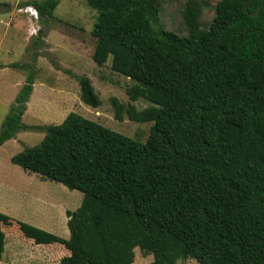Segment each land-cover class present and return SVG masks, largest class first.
<instances>
[{"label":"trees","instance_id":"16d2710c","mask_svg":"<svg viewBox=\"0 0 264 264\" xmlns=\"http://www.w3.org/2000/svg\"><path fill=\"white\" fill-rule=\"evenodd\" d=\"M98 10L93 60L136 81L129 101L112 96L117 120L154 121L146 142L70 112L60 124L29 126L22 118L38 57L59 0H27L38 11L22 85L0 129V146L23 129L42 141L12 156L24 170L82 192L67 210L70 238L20 224L37 241L71 249L60 264H264V0H220L209 27L188 0L189 33L167 29L162 0H87ZM10 4L0 2V13ZM247 6V8H246ZM48 55V54H47ZM81 99H101L87 76L63 69ZM139 99L150 103L139 109ZM0 212V257L5 249Z\"/></svg>","mask_w":264,"mask_h":264},{"label":"rangeland","instance_id":"374dc122","mask_svg":"<svg viewBox=\"0 0 264 264\" xmlns=\"http://www.w3.org/2000/svg\"><path fill=\"white\" fill-rule=\"evenodd\" d=\"M26 1L0 0L11 5L8 12L0 13V67L4 65L6 67L0 68V129L22 84L26 81L25 70L8 65L11 61L25 62L29 60L31 54L27 50L32 37L29 35L30 22L26 13L18 11L19 5ZM187 1L162 0L160 19L163 25L181 35L189 33L184 18ZM196 1L202 7L199 22L202 27H209L216 14L215 6L220 0ZM98 13L87 0H59L41 51V56L45 58L39 65L37 63V85L22 121L29 126H37L34 124L39 123L43 126L60 124L73 111L144 143L148 140L154 121L137 122L127 116L122 121L117 120L110 102V98L116 96L121 102L127 103L129 101L127 90L136 81L114 71L110 67V59L105 65H100L92 58L96 43L92 31ZM36 25L40 26L39 23ZM72 43L82 46L84 57L75 56L76 53L71 48ZM52 61L62 64V68L67 67L79 75L90 78L101 99V105L93 107L86 104L81 99L78 81L63 73L62 69L60 71L55 69ZM135 103L139 109L150 105L142 99ZM44 135L40 129H23L16 134L14 140L0 147V206L12 207L15 210L12 211L14 217L43 227L42 229L67 240L70 232L65 210L74 211L81 205L82 192L69 189L60 182L43 179L37 173L22 169L11 160L12 155L39 144ZM9 238L18 240L14 235H10ZM19 240L23 246L29 247L26 239ZM62 246L60 253L63 254L66 247ZM135 253L133 264H150L153 260L152 255L144 256L139 247L135 249ZM176 264L200 263L189 258L179 260Z\"/></svg>","mask_w":264,"mask_h":264},{"label":"crops","instance_id":"0c3cea01","mask_svg":"<svg viewBox=\"0 0 264 264\" xmlns=\"http://www.w3.org/2000/svg\"><path fill=\"white\" fill-rule=\"evenodd\" d=\"M1 13H5V12H1ZM46 36H47V34H46ZM46 36H45V39H46ZM71 48L76 53L75 56H77V58L78 57H84L83 56V52H82L83 51L82 50V46H80V44L72 43ZM93 52H94V50H93ZM93 52H92V55H93ZM44 58L45 57H43V56H39L38 57V60H37L38 65ZM13 62H18V61H11L9 63L11 64ZM46 63L48 64L49 62H46ZM10 64H8V65L10 66ZM49 64L51 65V63H49ZM59 65L61 66L62 64H59ZM0 68H6V67L4 65V66H2ZM55 69H57V68L55 67ZM63 69H69V68L65 67ZM57 70L60 71L61 69H57ZM63 73L69 75L66 72H63ZM67 79H69V77ZM75 83H77V82H75ZM36 85H37V81L35 80L34 88H33V91H32V93L30 95L29 100L31 99V97L34 94ZM73 85H75V84H73ZM79 87H80V85H79ZM28 108H29V105L27 103V109ZM39 124H41V123H39ZM39 124H34V125H39ZM15 137L12 138V139L7 140L1 146L5 145L7 142H9L11 140H14ZM19 167H21V166H19ZM15 190H17V189H15ZM67 210H65V213L67 212ZM1 211H3V213L5 212L4 214H6L8 217H10V219H5L2 222V229H3L4 233H5V249H4V252L2 253V255L0 257V264H60V260H61L62 257L71 254V249L68 248L66 243L62 242L60 239H54V240H51V241H37L36 238L28 236L25 233L23 227L20 224H18L17 221H21V222H23L25 224L30 225L31 227L46 231L47 233L55 235L57 237H61V236L56 235V234H54V233H52L50 231H47L45 229H42L43 227L42 228L37 227L35 225H32L30 223H27V222H25V221H23L21 219H18L16 217H14L15 215H13L12 211H15V210L12 207L9 208L6 205H1L0 206V212ZM66 216H67V213H66ZM10 235H14L18 240L16 241V240H14L12 238H9ZM21 238L22 239L23 238L26 239L25 241L30 244L29 245L30 248L27 247V245L23 246L20 243L19 239H21ZM61 238H63V237H61ZM69 238H70V236H69ZM69 238H67V239H69ZM63 239H65V238H63ZM62 245H65L66 249H68V250L65 249V252L63 254L60 253V251L63 249Z\"/></svg>","mask_w":264,"mask_h":264},{"label":"built area","instance_id":"2783aa9c","mask_svg":"<svg viewBox=\"0 0 264 264\" xmlns=\"http://www.w3.org/2000/svg\"><path fill=\"white\" fill-rule=\"evenodd\" d=\"M18 11L20 13H26L27 14L28 21L30 22L29 35L30 36L36 35L40 29V26L36 25V24H38V11H37V9L33 5H27V6L19 7Z\"/></svg>","mask_w":264,"mask_h":264},{"label":"water","instance_id":"95a60500","mask_svg":"<svg viewBox=\"0 0 264 264\" xmlns=\"http://www.w3.org/2000/svg\"><path fill=\"white\" fill-rule=\"evenodd\" d=\"M249 1H251V0H249ZM246 8H247V6H246Z\"/></svg>","mask_w":264,"mask_h":264}]
</instances>
